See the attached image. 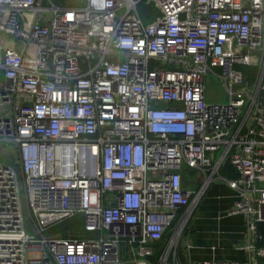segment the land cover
I'll return each mask as SVG.
<instances>
[{"label": "built area", "instance_id": "built-area-1", "mask_svg": "<svg viewBox=\"0 0 264 264\" xmlns=\"http://www.w3.org/2000/svg\"><path fill=\"white\" fill-rule=\"evenodd\" d=\"M211 62L225 104L207 101ZM2 148L0 264H183L212 183L255 259L186 264H263L264 0H0ZM76 217L78 237L44 236Z\"/></svg>", "mask_w": 264, "mask_h": 264}, {"label": "crops", "instance_id": "crops-1", "mask_svg": "<svg viewBox=\"0 0 264 264\" xmlns=\"http://www.w3.org/2000/svg\"><path fill=\"white\" fill-rule=\"evenodd\" d=\"M66 1V7H77L72 1ZM220 174L228 179L234 177L227 165L222 168ZM203 180V174L196 170L188 169L187 173H182V187L186 191L195 192ZM233 202L232 193L226 185L212 183L208 186L188 215L178 250L181 263L211 259L245 262L255 259L253 254L247 252L249 243L245 239L244 216L224 217ZM179 214L182 215V211H179ZM74 221L81 227V218ZM259 230L264 235V228L260 226ZM186 242L191 248H187ZM262 245L264 246V241ZM261 262L264 263V259Z\"/></svg>", "mask_w": 264, "mask_h": 264}, {"label": "rangeland", "instance_id": "rangeland-1", "mask_svg": "<svg viewBox=\"0 0 264 264\" xmlns=\"http://www.w3.org/2000/svg\"><path fill=\"white\" fill-rule=\"evenodd\" d=\"M52 3L57 7L66 8V0H51ZM74 3L75 6H80L82 2L84 3L85 0H70ZM47 3H44V6H47ZM141 11H144L145 9L143 7L139 8ZM147 13L153 12L152 8L146 9ZM214 69L213 74H209L206 78V98L207 101L210 103H218V104H225L227 102L225 90L222 81L220 80V68L218 67L217 63H210L209 65ZM239 69L242 71L243 75H246L245 80L247 81L248 85H252L255 83L256 76H257V68L256 67H239ZM244 75V77H245ZM6 148H2L0 150V160L1 161H7V158L2 156V151ZM183 172L187 173L188 169L186 167H183ZM24 215L27 216L26 209H24ZM28 217V216H27ZM77 218V217H76ZM75 218V219H76ZM70 220L65 221L54 228L47 231L44 236H51L54 234H61V233H67L64 236H70L72 238L78 237L80 234H82V226L80 227L79 223L77 221Z\"/></svg>", "mask_w": 264, "mask_h": 264}, {"label": "trees", "instance_id": "trees-1", "mask_svg": "<svg viewBox=\"0 0 264 264\" xmlns=\"http://www.w3.org/2000/svg\"><path fill=\"white\" fill-rule=\"evenodd\" d=\"M244 75H245V74H244ZM245 78H246V75H245ZM77 218H78V217H77ZM74 219H75V218H74ZM71 220H73V219H71ZM67 221H70V220H67ZM67 221H66V222H67ZM64 222H65V221H64ZM62 223H63V222H62ZM60 224H61V223H60ZM53 228H54V227H53ZM51 229H52V228H51ZM65 234H67V233H64V232H63V233H61V234L59 233V234H56V235H65ZM263 264H264V263H263Z\"/></svg>", "mask_w": 264, "mask_h": 264}, {"label": "water", "instance_id": "water-1", "mask_svg": "<svg viewBox=\"0 0 264 264\" xmlns=\"http://www.w3.org/2000/svg\"><path fill=\"white\" fill-rule=\"evenodd\" d=\"M40 4H41V1H40Z\"/></svg>", "mask_w": 264, "mask_h": 264}]
</instances>
